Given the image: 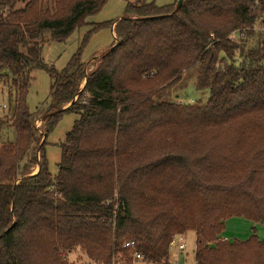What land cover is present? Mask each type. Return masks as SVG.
<instances>
[{
	"label": "trees",
	"instance_id": "1",
	"mask_svg": "<svg viewBox=\"0 0 264 264\" xmlns=\"http://www.w3.org/2000/svg\"><path fill=\"white\" fill-rule=\"evenodd\" d=\"M107 2L0 0V104L6 95L11 114H0V264H72L75 250L111 264L129 241L168 261L188 231L198 264H264L256 234L221 239L230 219L264 224V0H137L90 72L82 47L62 70L45 61L47 42L66 41ZM191 68L208 101L163 98ZM35 69L51 79L45 113L28 104ZM70 113L54 175L48 136ZM6 127L13 140L2 141Z\"/></svg>",
	"mask_w": 264,
	"mask_h": 264
},
{
	"label": "rangeland",
	"instance_id": "2",
	"mask_svg": "<svg viewBox=\"0 0 264 264\" xmlns=\"http://www.w3.org/2000/svg\"><path fill=\"white\" fill-rule=\"evenodd\" d=\"M146 3H154L158 7H165L177 4L179 0H144ZM137 0H108L107 4L98 13L87 18L88 26L75 30L74 33L64 42L49 41L43 49V57L45 61L54 65L58 70H62L69 63L71 58L82 47V60L86 63L87 72L93 70L98 64L99 58L107 50L111 49L115 42V35L112 27L117 21L124 17L129 3H136ZM25 3L21 2L17 8L24 7ZM113 23L112 26L106 25L97 29H93L94 25L99 23ZM262 25L258 22L255 26L256 30L261 29ZM91 30H93L91 32ZM89 32L91 34L89 35ZM238 39V36L237 38ZM34 78L29 96L28 104L33 112H44L50 103V87L51 79L49 74L42 69H35L32 72ZM197 70L191 68L183 74L182 79L168 86L164 90L163 98L174 99L181 104H195L198 101L207 102L210 96L209 90H198L196 88ZM85 82L82 83L83 88ZM6 91V88L4 89ZM6 95H3V99ZM7 105V101L1 102ZM47 105V106H46ZM68 106V105H67ZM45 113V112H44ZM0 114L2 117L11 120V114L6 107L0 105ZM77 116L73 113L66 114L57 124L55 129L48 136V145L46 146V154L49 161V168L52 174L57 175L58 163L61 161L62 151L58 146L66 138L67 133L72 129ZM44 119L39 117L36 126L43 131ZM2 141L13 140L15 133L10 127L3 128ZM39 158V154H38ZM38 166L33 169V173L38 171ZM256 234L264 240V224H257L244 218H233L227 222L226 232L222 235V240H246L251 235ZM178 240V239H176ZM184 241L187 245L185 252L188 253V263H194L196 252V233L188 231L184 234ZM176 249L175 244L171 245L170 252ZM69 260L72 264H92L88 257L80 250H75L69 254Z\"/></svg>",
	"mask_w": 264,
	"mask_h": 264
},
{
	"label": "built area",
	"instance_id": "3",
	"mask_svg": "<svg viewBox=\"0 0 264 264\" xmlns=\"http://www.w3.org/2000/svg\"><path fill=\"white\" fill-rule=\"evenodd\" d=\"M237 36L240 37L239 33L235 32L233 33L232 38L236 39ZM0 105L2 106V108L7 106L5 103H1ZM107 204L108 205L113 204L112 219L110 222L113 223V225H115L116 224L115 218L117 216V212L120 206L118 196L116 195L114 200L111 202L109 201ZM174 244L176 249L174 250V252H170L169 250L168 261L156 262L147 259L143 253L137 251L135 249L136 248L135 241H129L123 244V248L125 250H128V253H122V251H118L113 256V260L111 264H198L196 261H194V263H190V262L188 263L187 261L189 254L185 252L187 245L184 241V234L175 236L173 241L171 242V245Z\"/></svg>",
	"mask_w": 264,
	"mask_h": 264
},
{
	"label": "water",
	"instance_id": "4",
	"mask_svg": "<svg viewBox=\"0 0 264 264\" xmlns=\"http://www.w3.org/2000/svg\"><path fill=\"white\" fill-rule=\"evenodd\" d=\"M181 4H182V0H179V1H178V7H180ZM121 19H122V18H121ZM113 29H115V26L112 27V30H113ZM114 31H115V30H114ZM114 35H115V34H114ZM116 44H117V43H116ZM112 48H113V47H111V49H112ZM111 49H110V50H111ZM45 138H46V134H44V139H45ZM38 170H39V167H38ZM37 172H38V171L34 172L33 174H35V173H37ZM260 224H262V222H260Z\"/></svg>",
	"mask_w": 264,
	"mask_h": 264
},
{
	"label": "crops",
	"instance_id": "5",
	"mask_svg": "<svg viewBox=\"0 0 264 264\" xmlns=\"http://www.w3.org/2000/svg\"><path fill=\"white\" fill-rule=\"evenodd\" d=\"M113 33L115 34V31H114V29H113ZM2 102H5V99H3V100H2ZM37 169H38V168H37Z\"/></svg>",
	"mask_w": 264,
	"mask_h": 264
}]
</instances>
